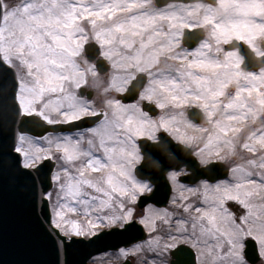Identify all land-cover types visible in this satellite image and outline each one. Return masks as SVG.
<instances>
[{
  "label": "snow or ice",
  "instance_id": "snow-or-ice-1",
  "mask_svg": "<svg viewBox=\"0 0 264 264\" xmlns=\"http://www.w3.org/2000/svg\"><path fill=\"white\" fill-rule=\"evenodd\" d=\"M0 179L53 264H264V0H0Z\"/></svg>",
  "mask_w": 264,
  "mask_h": 264
},
{
  "label": "water",
  "instance_id": "water-1",
  "mask_svg": "<svg viewBox=\"0 0 264 264\" xmlns=\"http://www.w3.org/2000/svg\"><path fill=\"white\" fill-rule=\"evenodd\" d=\"M39 132V129L36 130ZM150 162L146 161V166ZM37 204L33 212L31 198H22L7 181L0 179V264H14L15 261L25 259L26 253L23 248L13 243V236L16 230H23L32 237L39 236L42 240V258L46 264H53L55 252L51 242L43 237V228L40 227L38 214L39 184L37 187ZM127 236L112 235L103 237L101 240L89 244L73 246L71 249L72 264H87V260L98 253L117 249L125 246ZM121 264V263H120Z\"/></svg>",
  "mask_w": 264,
  "mask_h": 264
},
{
  "label": "rangeland",
  "instance_id": "rangeland-1",
  "mask_svg": "<svg viewBox=\"0 0 264 264\" xmlns=\"http://www.w3.org/2000/svg\"><path fill=\"white\" fill-rule=\"evenodd\" d=\"M93 258H95V262ZM93 258L89 261L90 264H115V261L121 262V258L118 257V255L116 254V251L105 253V254H100Z\"/></svg>",
  "mask_w": 264,
  "mask_h": 264
}]
</instances>
